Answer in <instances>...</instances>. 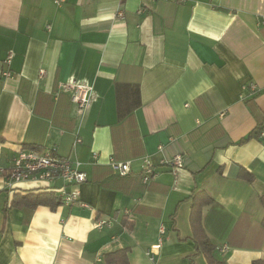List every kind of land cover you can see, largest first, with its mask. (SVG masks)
I'll return each instance as SVG.
<instances>
[{
  "label": "crops",
  "instance_id": "0c3cea01",
  "mask_svg": "<svg viewBox=\"0 0 264 264\" xmlns=\"http://www.w3.org/2000/svg\"><path fill=\"white\" fill-rule=\"evenodd\" d=\"M263 17L264 0H0V264H115L116 250L128 264H210L196 194L213 198L201 224L216 260H264ZM62 81L92 86L86 111ZM22 147L78 158L88 205L13 203L49 186L7 185ZM112 156L132 172L117 175ZM146 156L158 171L148 184Z\"/></svg>",
  "mask_w": 264,
  "mask_h": 264
},
{
  "label": "built area",
  "instance_id": "2783aa9c",
  "mask_svg": "<svg viewBox=\"0 0 264 264\" xmlns=\"http://www.w3.org/2000/svg\"><path fill=\"white\" fill-rule=\"evenodd\" d=\"M58 6L63 5L67 0H53ZM264 23V17L262 19ZM50 29L51 26L47 25ZM12 54H8L6 61H11ZM44 70H41V74ZM4 74L9 75L11 71L9 69L4 71ZM92 86L86 83H78L71 81H62L59 83L58 92H69L72 100L77 104L80 112L86 111L91 105L93 92ZM82 141V137L77 134L74 145L76 146ZM93 158L96 161L98 153H93ZM170 163L175 167L174 169L184 166V158L181 153L175 154L170 160ZM109 165L112 170L119 176H127L132 172L131 160H120L115 157H110ZM7 172L6 183L9 187L14 186L16 183L23 180L44 181L50 186L49 182L61 178L63 184L59 187H55L58 190V194L61 197L64 204H76L87 206L88 204L82 199V190L80 188L81 183L87 180V172L82 168V162L78 158L64 157L57 154L53 150L40 151L38 149L20 148L13 156L11 166L5 170ZM158 175V171L155 167V163L150 157H144L141 162V178L144 183H149L155 179ZM111 221L108 219H100L96 221L95 225L102 228ZM165 227L161 226V231ZM160 243L152 245V247H159ZM227 244H223L218 248L224 251L227 248ZM147 254L152 260H155L154 252L152 248L147 249Z\"/></svg>",
  "mask_w": 264,
  "mask_h": 264
},
{
  "label": "trees",
  "instance_id": "16d2710c",
  "mask_svg": "<svg viewBox=\"0 0 264 264\" xmlns=\"http://www.w3.org/2000/svg\"><path fill=\"white\" fill-rule=\"evenodd\" d=\"M254 132L250 134L253 135ZM246 137L245 139L249 138ZM242 175L248 180L252 179V173L248 172L246 169L242 168ZM36 192H28L25 194H15L12 202L16 204L26 203L31 207H34L39 204L50 205L51 207H55L58 204L62 203L61 197L58 194V190L53 188L52 186H47L45 188H36ZM196 194L193 197V211H192V220L195 228V241L197 247L201 249L207 256L210 264H226L225 262L218 261L213 255L214 246L210 242L207 234L202 228L201 224V214H202V205L204 203H210L213 198L208 194H202L203 196L199 199ZM262 199L264 200V195H262ZM264 225V218L262 220ZM106 259L108 263L112 262L115 264H128L125 257V251H112L106 254ZM252 264H264V260L257 259L252 262Z\"/></svg>",
  "mask_w": 264,
  "mask_h": 264
}]
</instances>
